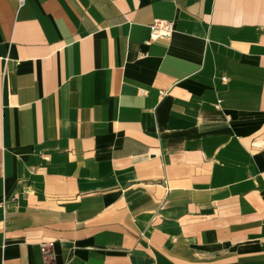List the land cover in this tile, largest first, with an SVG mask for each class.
<instances>
[{
	"label": "crops",
	"instance_id": "crops-1",
	"mask_svg": "<svg viewBox=\"0 0 264 264\" xmlns=\"http://www.w3.org/2000/svg\"><path fill=\"white\" fill-rule=\"evenodd\" d=\"M0 264H264V0H0Z\"/></svg>",
	"mask_w": 264,
	"mask_h": 264
},
{
	"label": "built area",
	"instance_id": "built-area-1",
	"mask_svg": "<svg viewBox=\"0 0 264 264\" xmlns=\"http://www.w3.org/2000/svg\"><path fill=\"white\" fill-rule=\"evenodd\" d=\"M150 37L147 43H151L156 40L169 41L175 30V24L172 20L156 18L152 23L149 24ZM227 76H223V80L227 81ZM218 107L220 104H217Z\"/></svg>",
	"mask_w": 264,
	"mask_h": 264
}]
</instances>
